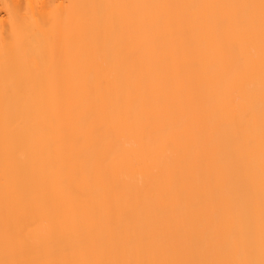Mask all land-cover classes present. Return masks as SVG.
Here are the masks:
<instances>
[{
  "label": "bare ground",
  "instance_id": "6f19581e",
  "mask_svg": "<svg viewBox=\"0 0 264 264\" xmlns=\"http://www.w3.org/2000/svg\"><path fill=\"white\" fill-rule=\"evenodd\" d=\"M259 5L0 0V261H259Z\"/></svg>",
  "mask_w": 264,
  "mask_h": 264
},
{
  "label": "snow or ice",
  "instance_id": "6c2138e0",
  "mask_svg": "<svg viewBox=\"0 0 264 264\" xmlns=\"http://www.w3.org/2000/svg\"><path fill=\"white\" fill-rule=\"evenodd\" d=\"M260 12H261V24H262V32H264V0H260ZM12 23V34L11 36H5L4 44L6 49H20L23 47L25 39H26V29L23 26V22L19 17L11 16L9 17ZM8 21H6L7 23ZM42 29L47 28V24H41ZM6 67H10V65H6ZM0 264H26V262L21 261H11V260H3L0 261ZM88 264H264V246H262L261 251V259L259 261L255 259H245V260H232V259H224V260H192V259H184V260H172V259H145L142 257L135 259H114V260H99L94 262H88Z\"/></svg>",
  "mask_w": 264,
  "mask_h": 264
}]
</instances>
